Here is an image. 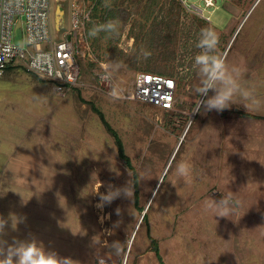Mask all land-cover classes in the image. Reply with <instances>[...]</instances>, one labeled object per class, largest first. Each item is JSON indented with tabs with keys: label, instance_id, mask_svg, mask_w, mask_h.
I'll use <instances>...</instances> for the list:
<instances>
[{
	"label": "rangeland",
	"instance_id": "rangeland-1",
	"mask_svg": "<svg viewBox=\"0 0 264 264\" xmlns=\"http://www.w3.org/2000/svg\"><path fill=\"white\" fill-rule=\"evenodd\" d=\"M73 1L54 0L60 37L72 29ZM186 3L203 6L202 0ZM76 5L88 19L82 31L86 57L77 55L80 75L74 86L57 94L51 82L21 68H13L23 78L12 79L11 86L0 78V133L8 142L25 137L23 145L34 147L32 140L42 139L44 131L54 136L47 145L53 170L45 169L46 183L30 202V213L44 216L29 219V236L80 264H264V187L259 186L264 0H216L204 11L211 22L179 0H76ZM109 20L121 22L118 33L90 35ZM24 30L23 18L12 26V42L19 47L26 46ZM204 30L218 35L214 54L240 70V83L262 102L259 108L239 97L222 112L200 106L205 97L194 60ZM102 65L113 71L109 83L99 78ZM137 72L175 78V107L162 110L125 99ZM113 86L122 90L121 98L110 96ZM66 95L72 101L60 98ZM79 97L93 103L119 133L139 176L137 207L134 195L97 206L110 185L129 181L133 187L132 172L100 117ZM245 115L249 121L239 120ZM182 161L193 165L191 184L176 175ZM229 195L242 202L235 214L220 218L205 210L208 197L219 201ZM51 211L55 216H48Z\"/></svg>",
	"mask_w": 264,
	"mask_h": 264
},
{
	"label": "built area",
	"instance_id": "built-area-1",
	"mask_svg": "<svg viewBox=\"0 0 264 264\" xmlns=\"http://www.w3.org/2000/svg\"><path fill=\"white\" fill-rule=\"evenodd\" d=\"M179 1L189 11L211 22L204 11L215 7L216 0H202V7L189 6L186 0ZM53 3L54 0H0V77L7 68H21L37 80L51 82L53 90L61 95L79 78L77 55L86 57L82 31L88 17L74 0L72 29L60 37V30L54 28ZM21 18L25 21V47L12 42V26ZM112 73L111 67L105 69L102 65L99 78L109 83ZM176 90L177 81L173 77L137 72L132 89L123 97L172 110L177 103Z\"/></svg>",
	"mask_w": 264,
	"mask_h": 264
},
{
	"label": "clouds",
	"instance_id": "clouds-1",
	"mask_svg": "<svg viewBox=\"0 0 264 264\" xmlns=\"http://www.w3.org/2000/svg\"><path fill=\"white\" fill-rule=\"evenodd\" d=\"M119 20H109L104 24L93 28L90 35L96 36L99 31L118 33ZM219 43L218 35L211 30L201 32L197 48L201 49L195 56L194 66L198 68L202 77V87L200 95L205 97L200 101V106L206 112H222L229 109L236 102L237 97L250 101L251 105L259 108L262 102L255 98L253 94L244 88L240 83L241 72L238 68H230L225 59L214 54ZM150 55L145 53V56ZM109 65H104L105 69ZM119 67V65H118ZM221 87H217V85ZM211 92L212 95H208ZM122 90L118 86H113L110 96L114 99L121 98ZM198 112V111H197ZM193 174V165L188 161H182L176 169V175L191 184ZM102 186V185H101ZM98 192V191H97ZM135 190L130 186L129 181L123 187L109 186L104 194H100V204L98 207L111 204L118 198L129 199L134 195ZM242 206L239 199H234L233 195L221 198L219 201L211 197L207 198L205 205L206 211L215 213V217L227 218L235 214ZM119 214V209H117ZM13 231L17 225L23 222V218L10 214L8 219L0 216V264H80L78 260L71 257L60 256L55 250L46 248L42 241L34 235H30L24 240L12 238L11 243L7 239L9 226Z\"/></svg>",
	"mask_w": 264,
	"mask_h": 264
},
{
	"label": "crops",
	"instance_id": "crops-1",
	"mask_svg": "<svg viewBox=\"0 0 264 264\" xmlns=\"http://www.w3.org/2000/svg\"><path fill=\"white\" fill-rule=\"evenodd\" d=\"M6 70L7 71L0 78H6L5 81L8 86H11L13 84L12 79L21 81V78H23L21 77L23 74H20V76L15 75L13 68H9ZM67 96L69 95L63 97L60 96V98H63V101H72L71 98H67ZM0 98L3 99V96ZM245 116L246 117H242V119L239 120L242 121L243 119H245L249 121L250 119H248V116ZM109 125L119 136L124 149V143L119 133L116 129L112 127L111 124ZM234 126H237V128L239 129L242 128L241 124H236ZM187 128L188 126L186 127V130ZM43 135L44 136L42 137V139H40V137H36L32 140V143L36 144L34 147H27L26 145H23L25 137H23L18 144H12L11 142H8L9 137L6 136L3 131L0 133V216L4 217L5 219H8L10 214H14L17 217L23 218V222L17 225L15 231L11 229L9 222V226L6 229V231L8 232V236L5 237V239H7L9 243H11V240L14 237L20 240L28 238L30 234L29 219L44 216L39 212L35 211L33 213H30V211H32L30 209L31 207H33L30 206V202L36 201V196H39L37 195L39 192V188L37 187L44 186V183H46L47 173H45V169L53 170V161L51 155H49L47 151H50L49 139H53L54 136L49 133L47 134V132L45 131L43 132ZM45 135L47 136L45 137ZM3 143L5 144L4 146ZM124 153L126 154L125 149ZM212 155H214V150H212L211 155L209 154L210 157ZM212 158L214 160V156ZM171 161L172 158L170 159V162ZM261 161L264 164V156L262 157ZM49 171L52 172L51 170ZM131 172L132 180L133 174H136L139 186V176L137 175V172L134 170V168L133 171L131 170ZM164 176L165 173L162 175V178ZM261 176H263L264 179V167L262 169ZM50 177H52V174L50 175ZM263 182L259 184V186H261V189L264 187ZM260 191L264 193V188ZM39 207L40 205L38 206L34 204V209L37 210ZM48 216H55V213L51 211Z\"/></svg>",
	"mask_w": 264,
	"mask_h": 264
},
{
	"label": "trees",
	"instance_id": "trees-1",
	"mask_svg": "<svg viewBox=\"0 0 264 264\" xmlns=\"http://www.w3.org/2000/svg\"><path fill=\"white\" fill-rule=\"evenodd\" d=\"M34 78H35V77H34ZM35 79H37V78H35ZM79 99H80V97H79ZM80 100H81L82 102L87 103L88 105H90V107H91V109L93 110V112H95V113L100 117V119H101L102 123L104 124L106 130L109 132V134L112 136V138H113V140H114V143H115V145H116V149H117V155H118V157H119L121 160L124 161V163H125V165H126V167H127L128 169H130V170L133 171V168H132V165H131V163H130V160H129V158L127 157V155L124 153L123 145H122V142H121L119 136H118L117 133H116V132L110 127L109 123L105 120L103 114H102L99 110H97V109L95 108V106H94L93 103L85 102V101H83L82 99H80ZM132 182H133V188H134V190H135V193H134V205L137 207V206H138V200H139V198H138V192H139V190H138L137 176H136L135 173L133 174V180H132ZM144 218H145V216H144ZM144 218H143V219H144Z\"/></svg>",
	"mask_w": 264,
	"mask_h": 264
},
{
	"label": "water",
	"instance_id": "water-1",
	"mask_svg": "<svg viewBox=\"0 0 264 264\" xmlns=\"http://www.w3.org/2000/svg\"><path fill=\"white\" fill-rule=\"evenodd\" d=\"M59 20H60V13L56 10L55 14H54V24H55L54 28L56 31H58L57 30V24H58ZM144 215H145V211L142 212L140 220H142L144 218Z\"/></svg>",
	"mask_w": 264,
	"mask_h": 264
}]
</instances>
